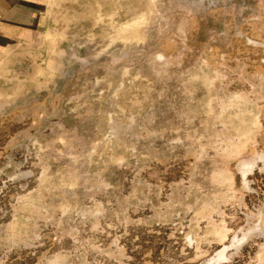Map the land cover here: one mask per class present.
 <instances>
[{
	"label": "rangeland",
	"instance_id": "1",
	"mask_svg": "<svg viewBox=\"0 0 264 264\" xmlns=\"http://www.w3.org/2000/svg\"><path fill=\"white\" fill-rule=\"evenodd\" d=\"M47 1L0 62V264H264V0Z\"/></svg>",
	"mask_w": 264,
	"mask_h": 264
},
{
	"label": "crops",
	"instance_id": "2",
	"mask_svg": "<svg viewBox=\"0 0 264 264\" xmlns=\"http://www.w3.org/2000/svg\"><path fill=\"white\" fill-rule=\"evenodd\" d=\"M47 0H0V62L42 29L37 13ZM39 22V23H38ZM38 23V24H37ZM50 32L49 36H52ZM24 45L23 48H26ZM14 54V53H13ZM4 58V59H3Z\"/></svg>",
	"mask_w": 264,
	"mask_h": 264
}]
</instances>
